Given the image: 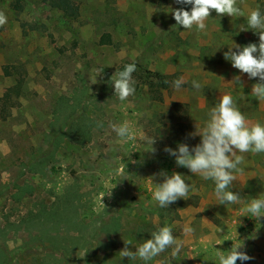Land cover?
Listing matches in <instances>:
<instances>
[{"label": "rangeland", "instance_id": "rangeland-1", "mask_svg": "<svg viewBox=\"0 0 264 264\" xmlns=\"http://www.w3.org/2000/svg\"><path fill=\"white\" fill-rule=\"evenodd\" d=\"M16 1L0 0L7 17L0 26V110L6 115L0 119V264H219L216 251L239 242L235 231L251 257L236 264H264V216L242 211L250 199L264 196V153L241 154L245 170L234 173L230 190L242 201L221 205L213 181L178 166L164 150L199 144L196 128L226 93L249 121L264 124V101L251 94L259 79L224 58L232 43H259L247 16L257 7L264 13V0H237L242 16L212 11L203 31L176 24L171 9H191L176 0H72L79 8L74 19L44 0H18L20 10ZM104 33L111 45L99 44ZM129 63L186 83L156 102L134 78L135 94L121 102L111 77ZM70 112L87 121L89 141L52 145L50 135ZM124 120L154 137V152L139 139L120 142L109 125ZM162 171L185 178L188 199L168 208L152 200L150 180L161 183ZM112 185L100 208V194ZM51 207L55 217L48 216ZM110 221L117 222L116 231L103 226ZM165 224L182 242L178 256L168 249L148 262L120 258L125 243L131 241L134 251ZM185 227L193 231L186 234Z\"/></svg>", "mask_w": 264, "mask_h": 264}, {"label": "clouds", "instance_id": "clouds-1", "mask_svg": "<svg viewBox=\"0 0 264 264\" xmlns=\"http://www.w3.org/2000/svg\"><path fill=\"white\" fill-rule=\"evenodd\" d=\"M177 4L191 5V9L183 8L171 9L174 20L177 25L183 29L191 30L194 26L198 31L206 29L205 21L209 19L212 11L217 16H242L241 9L237 6V0H176ZM7 22V17L0 12V26ZM247 28L253 30L259 35V43H249L246 46H240L232 43L228 51L224 53V58L231 61L234 68L241 73H246L249 78H258L259 82L252 85L251 94L258 100L264 101V13L259 7L252 9L247 16ZM241 30H245L242 28ZM235 48L236 51L232 49ZM136 71L135 63L126 64L123 70L116 71L111 77V83L114 87V94L119 101L124 102L136 92V81L133 73ZM97 73L93 78V84L97 82ZM234 84H240V78L235 77ZM186 83L183 78L176 79L173 87L179 90ZM192 87L199 90L201 84L195 80ZM208 119L204 125L193 135L200 137V143L194 147L180 143L177 148L165 147V151L175 157V163L178 166L187 168L194 175L201 176L204 180H211L215 184V197L219 204H238L242 201L240 195L230 189L236 180L234 173H243L244 168L240 167L244 163L243 153L260 154L264 153V124L260 122L249 121L237 106L231 94H223L218 97L217 102L208 112ZM110 128L119 138L120 142L135 143L138 139L146 142L150 151H155L151 146L155 143L153 136H147L140 128H137L133 121L124 120L121 123H111ZM240 153V154H238ZM163 177L161 183H153L152 200L160 208L168 206L179 198L188 199L190 185L185 183V178L179 173H172L170 176L165 172H160ZM116 185V184H115ZM108 187L105 193L99 197L100 208L105 209L102 199L106 194L111 193ZM244 215L259 219L264 216V196L250 199L243 208ZM193 231L191 227H185L184 232L190 234ZM217 231H223L217 228ZM235 238L238 243L232 245L228 251H216L219 264H236L237 260L247 261L251 259L245 251L243 244L238 239V233L235 231ZM222 241L216 244H221ZM131 241L125 243V247L119 252L120 258L137 259L148 262L159 256L161 253L171 249V257H176L182 250V242L173 234L172 227L165 224L158 227L151 233V238L140 243L135 250H130L128 245ZM84 256V255H83Z\"/></svg>", "mask_w": 264, "mask_h": 264}, {"label": "trees", "instance_id": "trees-1", "mask_svg": "<svg viewBox=\"0 0 264 264\" xmlns=\"http://www.w3.org/2000/svg\"><path fill=\"white\" fill-rule=\"evenodd\" d=\"M46 5L51 8H55L62 12V14L68 18L74 19L79 15V8L72 2V0H44ZM14 9L20 10L18 5V0L13 5ZM100 45H111L112 40L111 36L108 33H104L99 40ZM136 65V71L132 74L133 78L140 81L143 86L147 87L148 94L150 99L156 102H162L163 94L168 92L173 87V82L178 79L175 74L166 75L160 72H153L146 69L139 70V67ZM125 65L120 66L118 71L123 70ZM21 82L12 87L14 93L17 94L20 88ZM3 103L7 102L8 99H3ZM68 114L66 117L60 118V128L52 132L50 137L52 138L51 144L57 145L62 139L69 142L75 143L78 146H83L90 139V126L87 124V121L81 117H75L71 114ZM81 118L78 120V118ZM5 109L0 110V119H5ZM51 213L48 216L55 217L56 213L53 210H56V207H51ZM163 213V212H162ZM32 225V222L28 224V227ZM106 225V226H105ZM103 226L111 228V230H117L119 226L117 222H108ZM53 228L50 230L52 231ZM56 231V229L54 228ZM49 231V232H50ZM64 251H67L66 248Z\"/></svg>", "mask_w": 264, "mask_h": 264}]
</instances>
